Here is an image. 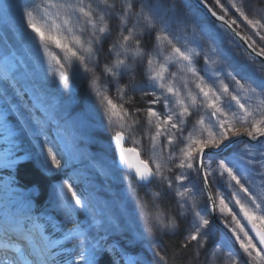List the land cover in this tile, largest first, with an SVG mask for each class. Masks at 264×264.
<instances>
[{
	"label": "snow or ice",
	"instance_id": "1",
	"mask_svg": "<svg viewBox=\"0 0 264 264\" xmlns=\"http://www.w3.org/2000/svg\"><path fill=\"white\" fill-rule=\"evenodd\" d=\"M257 5L0 0V264H264Z\"/></svg>",
	"mask_w": 264,
	"mask_h": 264
},
{
	"label": "rangeland",
	"instance_id": "2",
	"mask_svg": "<svg viewBox=\"0 0 264 264\" xmlns=\"http://www.w3.org/2000/svg\"><path fill=\"white\" fill-rule=\"evenodd\" d=\"M222 3H225V0H221ZM225 6H227V4H225ZM258 7L259 6H264V5H257ZM194 11L196 10L195 7L193 9ZM228 19H231V15L229 17H227ZM116 26V23L113 21L112 22V27L115 28ZM240 30L241 32L245 35V36H248L251 34V29L249 27L246 26V22H243V21H238L237 25H236ZM255 39V37H253ZM251 42V41H250ZM257 43L259 44V41H257ZM237 44V43H236ZM238 45V44H237ZM54 51L56 49H53ZM58 50H56L57 52ZM240 51H243L241 48H240ZM59 54V52H57ZM202 66V64L200 65ZM227 82V81H226ZM232 85L230 84V87ZM234 147H239V145L237 146H234ZM54 177H57V179H59L60 181H62L63 179H66V174L65 173H59L58 175L54 176ZM59 177V178H58ZM61 177V178H60Z\"/></svg>",
	"mask_w": 264,
	"mask_h": 264
},
{
	"label": "trees",
	"instance_id": "3",
	"mask_svg": "<svg viewBox=\"0 0 264 264\" xmlns=\"http://www.w3.org/2000/svg\"><path fill=\"white\" fill-rule=\"evenodd\" d=\"M115 23H116V21L115 20H113ZM112 21V22H113ZM112 22H111V24H112ZM236 26V25H235ZM237 27V26H236ZM238 28V27H237ZM239 29V28H238ZM240 30V29H239ZM241 31V30H240ZM56 51V50H55ZM57 52H59V50L57 51ZM32 179H34V180H36V181H38V182H40L42 185H49V184H52V183H56V182H59L58 181V179H57V177H43V176H41L40 174H39V172L38 171H36L35 169L33 170V173H32ZM164 243H166V244H169V243H171V241L169 240V238H164V241H163Z\"/></svg>",
	"mask_w": 264,
	"mask_h": 264
},
{
	"label": "water",
	"instance_id": "4",
	"mask_svg": "<svg viewBox=\"0 0 264 264\" xmlns=\"http://www.w3.org/2000/svg\"><path fill=\"white\" fill-rule=\"evenodd\" d=\"M193 3L195 4V0H193ZM234 27H235V26H234ZM235 29H236L237 32L240 33V37H246V36H245L242 32H240L236 27H235ZM240 37H237V38H236V43H237L238 45H240V47L242 48V50H244V47H245V41L242 40V39H240ZM248 43H250V42L248 41ZM241 140L246 141L247 138H246V137H242Z\"/></svg>",
	"mask_w": 264,
	"mask_h": 264
},
{
	"label": "bare ground",
	"instance_id": "5",
	"mask_svg": "<svg viewBox=\"0 0 264 264\" xmlns=\"http://www.w3.org/2000/svg\"><path fill=\"white\" fill-rule=\"evenodd\" d=\"M250 42V41H249Z\"/></svg>",
	"mask_w": 264,
	"mask_h": 264
}]
</instances>
